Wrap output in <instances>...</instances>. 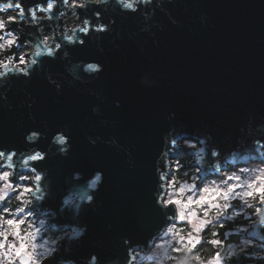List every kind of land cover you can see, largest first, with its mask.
<instances>
[{"label": "clouds", "instance_id": "9594fccd", "mask_svg": "<svg viewBox=\"0 0 264 264\" xmlns=\"http://www.w3.org/2000/svg\"><path fill=\"white\" fill-rule=\"evenodd\" d=\"M165 3L174 0H0V108L14 109L9 93L17 88L31 109L36 100L25 89L34 77L42 75L58 94L65 84L98 79L104 65L73 60L70 49L85 46L87 39L103 52L101 34L113 31L117 17L130 14L142 18V33L162 29L153 18L157 9L168 14ZM169 19L179 23L170 14ZM48 61L62 63L64 72L51 71ZM138 84L155 88L158 82L144 71ZM88 91L100 98L94 89ZM92 112L99 114V106ZM175 115L169 113L168 119ZM29 118L34 119L31 112ZM255 119L249 114L228 149L210 133H193L189 139V133L170 127L155 159L152 197L158 221L147 227L143 240L120 237L121 251L104 258L97 251L74 256L88 232L80 216L98 205L104 171L87 177L73 172L65 178L68 187L58 207L47 206L54 199L53 181L41 162L50 155L67 157L71 137L67 126L50 140L47 127L27 130L23 148L0 146V264H264V122ZM99 139L88 137L93 146ZM42 140H49L46 149L38 146ZM105 143L117 145V140ZM66 214L71 222L61 223Z\"/></svg>", "mask_w": 264, "mask_h": 264}, {"label": "water", "instance_id": "95a60500", "mask_svg": "<svg viewBox=\"0 0 264 264\" xmlns=\"http://www.w3.org/2000/svg\"><path fill=\"white\" fill-rule=\"evenodd\" d=\"M164 8L168 14L157 9L153 18L163 27H153L151 34L140 32L142 18L130 14L127 19L117 17L113 31L101 34L103 52L87 39L85 46L70 49L73 60L104 65L98 79L73 87L65 84L58 94L42 75L34 77L25 89L36 100L31 109L24 103V91L17 88L9 93L14 109L0 108V146L23 148L29 129L47 127L49 140L61 127L69 130L68 156L50 155L41 162L53 181L54 199L47 206L58 207L68 187L65 178L73 172L87 177L94 170L104 171L98 205L95 210L86 207L80 216L88 232L75 257L93 251L101 258L115 256L122 249L120 237L143 240L147 227L158 221L152 197L155 159L170 127L189 133V139L193 133H210L228 149L235 146L249 114L255 123L264 122L258 119L264 117V0H174ZM48 66L64 72L58 61H48ZM144 71L152 72L157 87L139 86ZM117 100L120 107L115 106ZM97 105L99 114H94ZM173 112L175 118L169 120ZM89 136L100 137L95 146ZM113 138L117 145L105 143ZM49 140L38 146L46 149ZM60 222H71L70 216ZM91 242L100 247L93 248Z\"/></svg>", "mask_w": 264, "mask_h": 264}, {"label": "rangeland", "instance_id": "374dc122", "mask_svg": "<svg viewBox=\"0 0 264 264\" xmlns=\"http://www.w3.org/2000/svg\"><path fill=\"white\" fill-rule=\"evenodd\" d=\"M198 187H200V185L198 184Z\"/></svg>", "mask_w": 264, "mask_h": 264}, {"label": "trees", "instance_id": "16d2710c", "mask_svg": "<svg viewBox=\"0 0 264 264\" xmlns=\"http://www.w3.org/2000/svg\"><path fill=\"white\" fill-rule=\"evenodd\" d=\"M13 51H15V49H13Z\"/></svg>", "mask_w": 264, "mask_h": 264}]
</instances>
